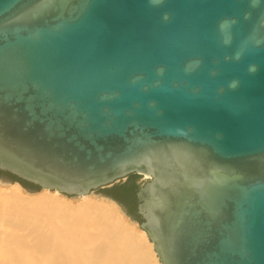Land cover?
Segmentation results:
<instances>
[{
	"label": "water",
	"instance_id": "obj_1",
	"mask_svg": "<svg viewBox=\"0 0 264 264\" xmlns=\"http://www.w3.org/2000/svg\"><path fill=\"white\" fill-rule=\"evenodd\" d=\"M0 173L115 202L160 264H264V0H0Z\"/></svg>",
	"mask_w": 264,
	"mask_h": 264
},
{
	"label": "bare ground",
	"instance_id": "obj_2",
	"mask_svg": "<svg viewBox=\"0 0 264 264\" xmlns=\"http://www.w3.org/2000/svg\"><path fill=\"white\" fill-rule=\"evenodd\" d=\"M136 223V221H135ZM0 264H160L137 223L108 199L0 184Z\"/></svg>",
	"mask_w": 264,
	"mask_h": 264
},
{
	"label": "trees",
	"instance_id": "obj_3",
	"mask_svg": "<svg viewBox=\"0 0 264 264\" xmlns=\"http://www.w3.org/2000/svg\"><path fill=\"white\" fill-rule=\"evenodd\" d=\"M5 176L11 177L8 174H5ZM12 178L17 182H19V184L24 188H28L31 190H38L37 187L31 184L16 179L15 177ZM138 179L139 176L137 175H129L125 182H120L118 184L113 185L110 188L102 189V192L103 194H106L111 198H113L116 202L124 205L127 208L128 214L132 216L136 222L139 223L141 222V219L136 213V207L138 202L135 196L137 189L140 187V185L138 184Z\"/></svg>",
	"mask_w": 264,
	"mask_h": 264
},
{
	"label": "rangeland",
	"instance_id": "obj_4",
	"mask_svg": "<svg viewBox=\"0 0 264 264\" xmlns=\"http://www.w3.org/2000/svg\"><path fill=\"white\" fill-rule=\"evenodd\" d=\"M72 198V197H71ZM73 198H75V197H73Z\"/></svg>",
	"mask_w": 264,
	"mask_h": 264
},
{
	"label": "flooded vegetation",
	"instance_id": "obj_5",
	"mask_svg": "<svg viewBox=\"0 0 264 264\" xmlns=\"http://www.w3.org/2000/svg\"><path fill=\"white\" fill-rule=\"evenodd\" d=\"M1 176V175H0ZM5 177V176H4Z\"/></svg>",
	"mask_w": 264,
	"mask_h": 264
}]
</instances>
